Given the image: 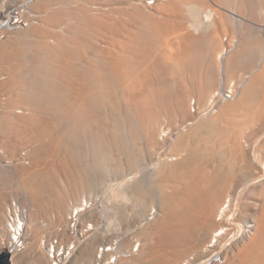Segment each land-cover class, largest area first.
<instances>
[{"label":"bare ground","instance_id":"1","mask_svg":"<svg viewBox=\"0 0 264 264\" xmlns=\"http://www.w3.org/2000/svg\"><path fill=\"white\" fill-rule=\"evenodd\" d=\"M11 5L0 1V17ZM30 10L36 20L0 41L7 264H264V0ZM19 161L25 200L7 204ZM109 174L139 211L157 201L139 231L101 241L99 217L82 218Z\"/></svg>","mask_w":264,"mask_h":264},{"label":"rangeland","instance_id":"2","mask_svg":"<svg viewBox=\"0 0 264 264\" xmlns=\"http://www.w3.org/2000/svg\"><path fill=\"white\" fill-rule=\"evenodd\" d=\"M0 1H2V0H0ZM11 1V3H12V5L10 6V7H8V9L9 8H11L13 5H15V4H18V3H20V2H24V1H26V0H10ZM210 3V2H209ZM106 4V3H105ZM105 4H101V5H103V7L105 8H109V7H112L111 5H112V3L111 4H108L107 3V5H105ZM211 4V6L212 7H214L216 10L217 9H220V12L222 11V13L224 12L225 14H227L228 12H227V10H228V5H224L223 3L221 4V3H218V6H214V4H213V2L212 3H210ZM213 4V5H212ZM216 4V3H215ZM221 6H220V5ZM100 5V6H101ZM105 5V6H104ZM109 5V6H108ZM127 6V4L126 3H124V2H119V6ZM217 5V4H216ZM97 7L99 6V5H96ZM94 7H95V5H94ZM128 8H123V10L122 11H124V10H126L127 12H128V10H127ZM225 9V10H224ZM126 11H124V13L126 14ZM219 11V10H218ZM217 11V12H218ZM7 12V11H6ZM5 12V13H6ZM4 14V13H3ZM2 14V15H3ZM229 14V13H228ZM124 15V14H123ZM229 16V15H228ZM119 17H121V18H123L122 16H119ZM124 17H125V19L127 20V17H126V15H124ZM202 17H203V15H202ZM124 18H123V20L124 21H126ZM174 19L172 18V20L171 21H173ZM173 22H178V21H173ZM133 26V28H135V26L134 25H131V27ZM194 32H196V33H194V34H196V36L198 35V33L199 34H201L199 31H194ZM117 35H119V33L117 34ZM116 35V36H117ZM120 36V35H119ZM4 74V73H3ZM5 77V75H3V76H1V78H4ZM0 98H2V96L0 97ZM4 98V97H3ZM5 103V102H4ZM2 110V109H1ZM2 150V149H1ZM22 151H27V149H25V150H21V151H17V152H14L12 155H9V157H12V158H16ZM6 152V151H5ZM29 162H30V160H29ZM23 163L21 162V161H19V162H17L16 163V165L13 167V168H9L10 169V172L11 173H9L8 175H14L13 177H14V179H13V183L12 184H10V187H11V192H9V196L8 197H6V203L8 204L12 199H14V198H21V199H23V189H22V187H21V184H20V182H19V178H18V174L16 173L17 172V170L21 167L20 165H22ZM143 168V169H142ZM142 168H141V173L139 172V174H138V176H139V178H145V180H146V177H148L149 178V175L151 174V172H152V165L150 164V163H147V164H145L144 166H142ZM2 169H4V168H2ZM8 169V170H9ZM127 179H128V181H129V179H130V176H129V178L127 177ZM18 180V181H17ZM119 180H115V177L113 176V175H106V177L103 179V181L102 182H99V184H97L96 186H95V188L93 189V191H91L90 192V194L89 195H86V196H90V198H92L94 201H93V205H94V207L92 208L93 210H90V212H87V213H85L84 214V216H83V218L82 219H84V217L86 218V220L85 221H87V222H90V221H93L94 219L93 218H95V220H96V218L97 217H99V218H101V219H99V218H97V220L95 221V223L97 222L98 224H96V226L94 225V229H95V231L94 232H96L97 230L98 231H100V232H96L97 233V235H99L100 233L103 235V236H101L102 238V240L101 241H103V240H105V239H107V238H109L110 236L112 237H114V236H116V234H118L117 235V237L118 236H120V235H124L125 234V236H126V234L127 235H130L129 233H131V232H133V230H137L138 229V227L137 226H139L140 228L143 226V225H141L142 224V216H143V214H145V212H146V214L147 213H149L150 211V207H151V205H152V203H154L155 201H157V199L154 197V202L152 201V203H149V204H146V205H144L143 207H145V208H143V210L141 209V211H139V208L138 207H136V202H135V195L133 194V193H131L130 191H128V190H125L123 193H122V195L121 194H119V193H117V191L115 190V187L116 186H114V185H116V183L118 182ZM114 193H113V192ZM119 194V195H118ZM133 196H132V195ZM113 195V196H112ZM24 198H26V197H24ZM25 199H23V201H24ZM6 204V205H7ZM135 206V207H134ZM135 208V209H134ZM94 209H95V211H94ZM135 212H134V211ZM108 211V212H107ZM94 212V213H93ZM142 213V214H140V213ZM91 213H93V214H91ZM121 213H124V214H121ZM138 213V214H137ZM104 214V215H103ZM114 214V215H113ZM150 214V213H149ZM89 217H92V218H88V216ZM120 215H121V217L123 218H125L126 217V220L125 219H122L121 217H120ZM133 215V216H132ZM140 215V216H139ZM94 216H96V217H94ZM106 216V217H105ZM114 219H113V218ZM138 217V218H137ZM88 218V219H87ZM105 218V219H104ZM98 219L100 220L99 222H98ZM90 220V221H89ZM102 220V221H101ZM107 220H111V221H107ZM113 220V221H112ZM138 220H139V222L141 221V223H138ZM114 221H115V223H114ZM146 221L147 220H143V224H145L146 223ZM94 222V221H93ZM109 222V223H108ZM111 222H112V225H111ZM102 223V224H101ZM107 223H108V229L110 228V230H108L106 227V225H107ZM104 224V225H103ZM120 224V225H119ZM110 225V226H109ZM100 226H102V227H100ZM106 226V227H105ZM133 226V227H132ZM98 227H99V229H101V230H99L98 229ZM106 229H105V228ZM135 228H137V229H135ZM140 228L138 229V231L140 230ZM97 229V230H96ZM104 230V231H103ZM108 230V231H107ZM115 230V231H114ZM119 230V231H118ZM117 231H118V233H117ZM128 231V232H127ZM103 232V233H102ZM123 232H126V233H123ZM120 233V234H119ZM122 233V234H121ZM100 234V235H101ZM46 236V234H43V236ZM97 235H96V237H97ZM100 235L98 236V237H100ZM105 236V237H104ZM112 237V238H113ZM53 240V239H52ZM56 240V239H55ZM100 240V239H99ZM192 258H194V256H191L190 257V259H189V261H191L192 262Z\"/></svg>","mask_w":264,"mask_h":264},{"label":"built area","instance_id":"3","mask_svg":"<svg viewBox=\"0 0 264 264\" xmlns=\"http://www.w3.org/2000/svg\"><path fill=\"white\" fill-rule=\"evenodd\" d=\"M30 1L32 2L26 0L13 5L0 17V41L12 32L27 28L29 23L36 20V14L30 10Z\"/></svg>","mask_w":264,"mask_h":264},{"label":"water","instance_id":"4","mask_svg":"<svg viewBox=\"0 0 264 264\" xmlns=\"http://www.w3.org/2000/svg\"><path fill=\"white\" fill-rule=\"evenodd\" d=\"M0 264H7L5 256H0Z\"/></svg>","mask_w":264,"mask_h":264}]
</instances>
